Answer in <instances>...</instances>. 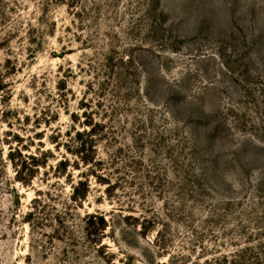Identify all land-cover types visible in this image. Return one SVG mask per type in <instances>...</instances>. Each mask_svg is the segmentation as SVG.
<instances>
[{
	"label": "rangeland",
	"instance_id": "374dc122",
	"mask_svg": "<svg viewBox=\"0 0 264 264\" xmlns=\"http://www.w3.org/2000/svg\"><path fill=\"white\" fill-rule=\"evenodd\" d=\"M0 264H264V0H0Z\"/></svg>",
	"mask_w": 264,
	"mask_h": 264
}]
</instances>
